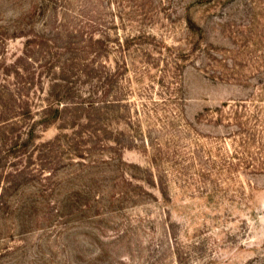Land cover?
<instances>
[{"label":"rangeland","instance_id":"rangeland-1","mask_svg":"<svg viewBox=\"0 0 264 264\" xmlns=\"http://www.w3.org/2000/svg\"><path fill=\"white\" fill-rule=\"evenodd\" d=\"M0 264H264V0H0Z\"/></svg>","mask_w":264,"mask_h":264}]
</instances>
